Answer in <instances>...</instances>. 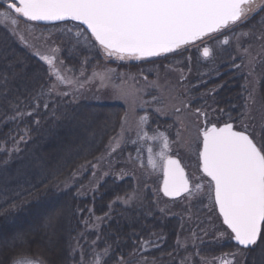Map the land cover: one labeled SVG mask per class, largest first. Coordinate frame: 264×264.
Masks as SVG:
<instances>
[{
	"label": "trees",
	"instance_id": "1",
	"mask_svg": "<svg viewBox=\"0 0 264 264\" xmlns=\"http://www.w3.org/2000/svg\"><path fill=\"white\" fill-rule=\"evenodd\" d=\"M0 11H4L3 6ZM77 30L84 31L79 25L70 23L46 26L27 22L26 25L23 18L15 27L10 23L0 24V227L9 228H2L0 232V260L6 259V264L14 251L3 241L15 234H24L27 239L32 235L30 229L35 232L33 241L35 238L39 241L37 245L36 242L28 244L33 247L30 253L38 254L36 249L42 246L40 236H44L51 247L54 241L57 245L66 243L69 260L70 246L74 243L81 249L79 253L73 248L72 263L77 264H81L76 260L80 255L88 262L93 252H100L108 246L112 251L108 264H116L121 256L130 264H144V260L147 264H179L186 256L191 257L190 264H204L202 259L215 262L224 254L243 251L231 240L217 238L226 228L213 203L197 200L190 206L191 212L168 213L164 205L168 206L169 201L160 195L158 188L153 190L154 193L143 188L136 190V178L142 180L144 176L130 162V148L126 146L130 139L125 136V146L120 145L115 152L108 154L109 142L120 132L124 116L118 105L103 106L86 100L74 102L70 96L53 93L43 96L41 106L35 107L36 98L42 90L47 93L55 79L42 56L52 57L62 74L70 70L67 75L76 78L81 71L86 75L105 68L116 69L115 73L127 72L131 77L140 74L163 77L172 69H180L186 73L184 78L168 85L180 90L181 96L172 93L171 105L168 103L165 111L172 113L175 107L183 108V102H187L190 107L185 110L188 112H196L199 108L211 112L212 121L217 124L233 122L239 128L245 107L243 90L249 83L248 74L255 68L245 73L244 66L241 70L236 67L240 63L235 60L236 41L233 39L227 47L219 43L223 37L212 41L210 48L215 61L210 65H204L197 53L179 50L153 64L123 65L105 63L98 45L89 48L82 37L77 43ZM249 31L254 35L242 37V46L252 44V50L263 60L264 41L255 39V36L264 34V12L235 28L236 33ZM85 35L90 37L86 32ZM263 77L264 69L261 80ZM92 89L100 94L95 84L83 87V90ZM261 100L264 104L263 95ZM44 101L49 104L47 109L43 107ZM157 106L153 108H159ZM18 112L25 113L23 118L17 115ZM28 112L33 115H26ZM154 112L153 119L158 120V112ZM14 116L17 117L15 120L10 119ZM83 168V177L75 182V176ZM78 187L92 189L78 197ZM138 192L139 197L131 204L124 202L129 195ZM91 202H95V213H100L99 217L103 218L96 234L86 233L82 239L80 234H74L75 229L69 220H74L77 227L78 222L85 219L90 222L91 219L96 226L89 211ZM75 205L82 210L81 215H74ZM210 208L216 216L206 217V209ZM56 217L60 218L57 227L54 223ZM210 217L213 219L207 224ZM200 227L204 230V237L195 232L197 238L194 240L192 233ZM178 239L181 244H187V250L177 248ZM145 241L151 243L141 249V243ZM193 241L196 247L192 246ZM255 250H250L251 254ZM197 252L198 256L195 255ZM39 256L43 258L41 254Z\"/></svg>",
	"mask_w": 264,
	"mask_h": 264
},
{
	"label": "snow or ice",
	"instance_id": "2",
	"mask_svg": "<svg viewBox=\"0 0 264 264\" xmlns=\"http://www.w3.org/2000/svg\"><path fill=\"white\" fill-rule=\"evenodd\" d=\"M0 6L4 7V11H0V24L10 23L13 27L18 25L21 18L25 20L26 25L27 22L40 21L79 22L86 26L90 37L85 35L84 31L77 30V43L81 42L82 37L87 47L94 48L98 45V50L104 57L115 58L117 61L160 57L193 45L197 41L202 42L205 38L218 39L221 35L223 40L219 43L228 45L234 39L239 50L243 47L241 38L252 37L254 34L250 31L236 33L235 28L264 12V0H0ZM255 39L264 41V34L256 35ZM243 53L250 56L249 48L243 47ZM211 55V48L204 46L202 56L210 58ZM41 59L48 64L50 74L55 79L47 93L42 90L36 98V108L41 106L40 100L45 95H69V92L58 91L61 85L79 91L85 84L94 81H98L101 87H110L114 98L124 101L132 113H135L137 108L143 109L144 104L149 103L141 100L135 87L127 85L123 74L116 77L115 69L94 70L90 77L81 81L79 78L68 76L67 71L70 70H65L62 74L52 57L42 56ZM80 75L84 76V72L81 71ZM249 75H252V72ZM114 79L121 82L116 84ZM248 99L255 102L251 92ZM43 107H49L47 101L43 102ZM188 107L190 105L183 102V108L175 107L173 111L180 113ZM245 108L244 116L251 118L247 105ZM155 111L163 110L156 108ZM195 111L205 117L204 126L198 133V158L201 172L208 178L207 197L218 209L222 224L226 226V231L219 232V236H230L244 249L264 244V136L260 137L261 142L258 144L255 125L250 128L248 123L242 122V128L237 129L231 122H224L220 126L216 123L209 124L206 113L199 108ZM17 115L23 118L25 113L18 112ZM26 115L32 116L33 112ZM16 118L14 116L10 119ZM148 123L147 115L136 117L130 122L129 113L126 111L121 118L120 132L109 142L108 154L115 152L121 143L125 142L126 133L134 130L136 139L131 143L139 145L136 149L137 159H140L141 152L146 151L147 166L153 170L158 166L156 159H159V167L163 173V194L167 197L186 194L189 200L195 198L201 193L204 185L188 179L180 161L169 154L172 141L158 128L149 133L146 128ZM261 132H264V122L261 124ZM20 139L23 140L24 137L21 136ZM179 139L178 132L177 141ZM154 145L159 146L158 152H154ZM191 146L190 142L184 144V147L189 149ZM144 166L142 163L141 167ZM134 198L135 195H129L125 202ZM100 219L97 217V220ZM47 226L49 225H45ZM192 235L195 240V231ZM3 243L14 250L6 264H47L39 254L34 255L28 251V241L24 234H15ZM148 243L151 241L142 242L141 249ZM192 246L196 247L194 241ZM177 248L187 250V244H181L178 239ZM238 254H224L216 259L219 264H232L226 257L231 256L234 259ZM111 255L110 246L100 252H93L90 264H108ZM195 255L198 256L199 252ZM190 260L191 257H182L179 264H190ZM0 264L5 262L0 261ZM116 264L130 262L121 256L117 258ZM144 264H147V260H144Z\"/></svg>",
	"mask_w": 264,
	"mask_h": 264
},
{
	"label": "rangeland",
	"instance_id": "3",
	"mask_svg": "<svg viewBox=\"0 0 264 264\" xmlns=\"http://www.w3.org/2000/svg\"><path fill=\"white\" fill-rule=\"evenodd\" d=\"M213 40H215V39H205L202 42L194 44L191 47H189L188 49L183 50V52L189 51V52L197 53L199 55L200 60L202 61V63L204 65H210L212 62L215 61V59L211 55L210 58H205V60L203 61L202 60V58H203L202 48L204 46L210 47V43ZM245 41H247V40H245ZM243 44L244 43L242 42V45ZM229 45L230 44L224 45V46L227 47ZM235 45H236V43H235ZM247 47L249 48L250 56H245L243 53V49L241 48V49L236 51V57H235V60L240 62L238 64V65H241V67H239V69L241 70L244 66L245 73L253 70V64H254V68H255L252 72V75L248 74L247 80L249 83L246 84L247 88H245L243 90V95H244L243 100L245 101V106L248 103L247 107L250 110L251 118H246L244 116V113L246 111V108L244 107V109L242 111V122L248 123L250 128H252V126L255 125L254 131L257 134L256 139H257V143L259 144L261 142L260 137L264 136V132H262V135H261V124H262V122H264V104H263V100H261L262 95L264 96V81L262 83V80L264 79V77L261 80V76H262L263 69H264L263 68L264 57L262 60V58H261L262 52L260 55L261 57H259L258 53L254 52L255 50H252V44H249ZM232 48L234 49V47H232ZM236 48H237V45H236ZM221 51H223V49ZM226 52L228 53L229 50H226ZM224 54H226V53H224ZM102 56H103V54H102ZM226 57L228 58V55H226ZM103 58H104L105 63L123 64V65L129 64L126 61H117L115 58L108 59L104 56H103ZM250 61H251V63H250ZM199 63H200V61H199ZM103 70L104 69H101V71H103ZM115 72H116V69H115ZM121 74H123L124 81L127 83V85L133 86L139 91V95H140L141 100L149 102L147 104H144L143 109L137 108L135 113H132L131 111H129L128 106L124 103V101L117 100L114 98L113 93H112V89L110 87L109 88L101 87L99 85L98 81H94V84H95L96 88L99 89L100 94L96 93V91H98V90H95V89L88 91V90H83V88H82L79 91H75V90L68 88V87H65L63 85H61L59 87L58 91L61 93L69 92L70 93L69 95H60V96H64V97L70 96V97H72L74 102L80 101V100L81 101L86 100V101L94 102L95 104H101L103 106L104 105H113V104L118 105L120 108H122V110H123L122 112L124 115H125L126 111L129 113V121L130 122H133L136 117L147 115L149 117V123L146 126V128H147V131L149 133H151L153 130H155L157 128L160 131L166 133L169 140L172 141L171 152L169 154L172 155L173 158L178 159L180 161L181 166L184 168L185 174H187L188 179L191 182H193V183L200 182L204 185L201 193L191 200H189V198L187 196H185L184 198H182L180 200H174L173 201V200L169 199L168 200L169 201L168 206L164 205V207L166 208L168 213L169 212L170 213H173V212L174 213L191 212L190 206L192 204H194L193 202H195L197 200L198 201L200 200L199 202H201V200H203V201H209L210 203H212L207 197V192H208L207 180H208V178L205 177L203 175V173L201 172L200 161L198 158V150L200 147L198 133H199V129L201 127H203V121L205 120V117L203 119V116L197 114L196 112L190 113L185 109L180 113H174V112L171 113L169 111H165L166 110L165 108L168 107V103H170L172 101V99H171L172 95H173L172 93H175V94L181 96L180 90H178L176 87L169 86L168 84L173 83L177 79L182 80L184 78V76L186 75V73L180 69H172V70L168 71V75H163V77H161L157 74H155V75L149 74L148 76H146L144 74L143 75L140 74L137 77H133L134 79H128V77H131V75L127 74V72H123V73L118 72V73H115L114 75L116 77H119ZM91 75L92 74H90V73L86 74L84 76L80 75L78 78L81 81H83V80L87 79L88 77H90ZM69 76L76 78L73 75H69ZM145 77H147L146 80H145ZM188 77H190V72L188 73ZM120 82L121 81L119 79H114V83L119 84ZM164 83H166V85H164ZM94 84L87 83V84H85V86H88V85L93 86ZM247 89H248V91H247ZM250 92L253 94L254 101H255L254 103L248 99ZM154 97L156 98L155 100L153 99ZM159 98L161 101L158 100ZM90 102H88V103H90ZM154 105H158L157 107H159L163 110L162 112L157 113L158 120L153 119L154 114L156 115V113L154 112L155 109L153 108ZM170 105H171V103H170ZM202 112L207 114V117H206L207 123H209V124L216 123L215 121H212L211 117H213V115L211 112L207 113L204 110H202ZM151 114H152V116H151ZM94 115L95 114L93 113V116ZM93 116H91L90 118H93ZM242 122H241V125H239L240 129L242 128ZM178 132L180 134L179 141H177V133ZM126 136H127V138H126L127 140L130 139L129 141H127V145H126L128 148H130L129 149V152L131 153L130 162L144 176V178L142 180H140V179L138 180L136 178V181L134 183V184H136V190H139V188H143L146 192H148V191L153 192V190L155 188H158L160 195H162L165 198L163 192L161 191L162 182H163V173L159 167V163H160L159 159L158 158L156 159V163L158 166L155 170H153L151 167L147 166L148 154L146 151L140 153V159L138 160L136 149H137V147H139V145H134L133 143H131L132 140L136 139L135 131L133 130L131 132L126 133ZM185 142L191 143V145H192L191 149L184 147ZM125 143H126V140L124 143H121V145H124ZM153 147H154V152L159 151L158 145H154ZM142 163L145 165L144 167H141ZM84 169L85 168L81 169L77 173V175L74 178L75 182H77L80 178L83 177L82 174L85 172ZM99 176H100V174H99ZM69 185H71V183ZM89 188L92 189V187H88V188L87 187H82V188L78 187V191H77L78 197H79V195L84 196V194H87V191ZM135 193H137V191ZM137 196L139 197V192L137 195H135L134 199L129 201V204H131L133 201H135V199L138 198ZM91 203H92V205H91V208H89V209L91 210L90 213L93 214V219L95 220L96 226H94V223L91 222V219H90V222L86 219L82 220L81 222H78L77 227H76V224H74V220H72V222H71V220H69V223L75 229V231H73L74 234H76V235L80 234V236H82V239L85 238L86 233H95L96 234V231L101 226L100 223H101L102 219L97 220V217H99L101 214L95 213V207H94L95 202H91ZM210 205L212 208V204H210ZM98 207L100 209L102 208L101 206H98ZM211 208L206 209V214H207L206 217L211 216V214H215V211L214 210L211 211ZM73 211H74V215L78 216V215L82 214V210H80L77 205H75ZM216 212H217V210H216ZM217 214H218V212H217ZM215 216H216V214H215ZM71 217H72V212L69 214V218H71ZM100 218H103V217H100ZM212 219H213V217H210L206 223L207 224L209 222L211 223ZM220 220H221V217H220ZM86 221H87V223H85ZM221 222H222V220H221ZM54 223L57 227L58 224L60 223V218L56 217ZM12 225H13V222H12ZM71 225H70V227H71ZM2 228H4L5 230L9 229L6 226H2V227H0V232L3 231ZM27 228H28V226H27ZM225 228H226V226H225ZM195 232L198 235L202 234V237H204L203 236L204 230L201 227L199 229H197ZM29 233H31L32 235H35L34 234L35 232L33 229H30ZM56 234L57 235L59 234L58 229H57ZM32 235L30 237H27V241H29L28 244H34L36 242V245H37L39 243V241L35 238V242H34L33 241L34 238H32ZM40 238H42V240H40ZM40 238H39V240L41 241L42 246L40 249H36V252L38 254H41L43 256V258H45L49 262V264H77L74 262L72 263V261H73L72 254L74 253L73 248L74 249L76 248L79 253L81 252V249L77 247L78 245L76 246L73 243L70 246V250H72V251L69 254V260H68L67 259L68 248L66 246V243L64 245L62 243H59L57 245V243H55V241H54V243L52 244V247H51L48 243L47 238H45L44 236L43 237L40 236ZM217 238L220 240H228V241L231 240V242L233 241L230 238V236H228V235H225L223 237L220 236ZM32 250H33L32 245H28V251H32ZM49 250H53V251L50 253ZM238 253L239 254L236 255L234 257V259H233V257L232 258H226V259L231 260L232 264H264V244H261L260 248L257 247L255 252L252 254H251L250 250H245V251L244 250L243 251L238 250ZM76 260L79 262H82V264H85V263L90 264V262H91V259L88 262H85L83 255H80ZM202 260L203 261H201V262L204 263V259H202ZM0 261H3V260H0ZM4 261H6V259H4ZM208 264H219V261L218 260L215 262L210 261V262H208Z\"/></svg>",
	"mask_w": 264,
	"mask_h": 264
},
{
	"label": "water",
	"instance_id": "4",
	"mask_svg": "<svg viewBox=\"0 0 264 264\" xmlns=\"http://www.w3.org/2000/svg\"><path fill=\"white\" fill-rule=\"evenodd\" d=\"M65 22H74V23H78L79 24V22H76V21H71V20H67V21H63V22H44V21H40V23H48V24H53V23H65ZM81 25V24H80ZM85 30H86V26H84V25H81ZM90 34V33H89ZM182 195H184V194H182ZM181 195V196H182ZM181 196H178V197H181ZM173 198H177V197H173Z\"/></svg>",
	"mask_w": 264,
	"mask_h": 264
}]
</instances>
